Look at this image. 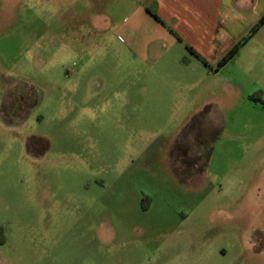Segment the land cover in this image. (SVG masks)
<instances>
[{
    "label": "rangeland",
    "instance_id": "obj_1",
    "mask_svg": "<svg viewBox=\"0 0 264 264\" xmlns=\"http://www.w3.org/2000/svg\"><path fill=\"white\" fill-rule=\"evenodd\" d=\"M143 3L0 0V264H264V34L213 78Z\"/></svg>",
    "mask_w": 264,
    "mask_h": 264
},
{
    "label": "crops",
    "instance_id": "obj_2",
    "mask_svg": "<svg viewBox=\"0 0 264 264\" xmlns=\"http://www.w3.org/2000/svg\"><path fill=\"white\" fill-rule=\"evenodd\" d=\"M149 10L155 12L163 23L156 20ZM135 16H137L136 23L140 18L143 21H148L151 18L157 24L154 34L157 40L155 43L157 48L155 51L158 52L157 63L164 57L162 55L165 52V44L162 40H166L169 43L170 52L177 51L179 46H183L185 51L180 57L183 65L191 63L199 68L202 61L192 55L188 51V47L194 49L208 62L209 67L205 66L210 72L214 71L213 78H215L229 64L228 62L216 70L215 67L219 61L232 47L249 37L264 16V0H144L140 9L135 11ZM263 30L264 25L251 34L241 50L243 51L249 42L264 34ZM129 32L132 31L129 29ZM241 50L238 56H240ZM261 50L264 49L259 48L257 60L261 57ZM187 53L191 56H188ZM261 59L264 63V56ZM257 66L259 65H250V68L260 77L264 68L262 66L257 69L255 68ZM231 77L224 81L227 89L231 88L232 81H234L233 76ZM197 82H193V85ZM237 87L234 86V88Z\"/></svg>",
    "mask_w": 264,
    "mask_h": 264
},
{
    "label": "trees",
    "instance_id": "obj_3",
    "mask_svg": "<svg viewBox=\"0 0 264 264\" xmlns=\"http://www.w3.org/2000/svg\"><path fill=\"white\" fill-rule=\"evenodd\" d=\"M150 11V10H149ZM151 15L156 19L158 20L159 22H162L163 21L160 19V17L155 13V12H151ZM264 25V16L261 18V20L259 21V23L256 25V27L252 30V33L251 34H254L261 26ZM171 30V29H170ZM172 31V30H171ZM173 32V31H172ZM250 34V36H251ZM249 36V37H250ZM247 37L246 39L240 41L239 43H237L234 47H232V49L219 61L218 65H217V69L218 70L219 68L223 67L224 65H226L228 62L236 59V57L238 56L242 46L247 42V39L249 38ZM177 38L179 40H181V38L179 36H177ZM188 51L194 55L196 58L200 59L202 61V63L204 65H206L207 67H209V64L208 62L202 58L201 55H199L194 49H192L191 47H188Z\"/></svg>",
    "mask_w": 264,
    "mask_h": 264
},
{
    "label": "flooded vegetation",
    "instance_id": "obj_4",
    "mask_svg": "<svg viewBox=\"0 0 264 264\" xmlns=\"http://www.w3.org/2000/svg\"><path fill=\"white\" fill-rule=\"evenodd\" d=\"M23 97V96H22Z\"/></svg>",
    "mask_w": 264,
    "mask_h": 264
}]
</instances>
